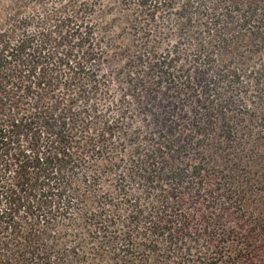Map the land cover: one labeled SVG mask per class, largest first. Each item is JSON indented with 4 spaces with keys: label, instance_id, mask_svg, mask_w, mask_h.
Here are the masks:
<instances>
[{
    "label": "trees",
    "instance_id": "obj_1",
    "mask_svg": "<svg viewBox=\"0 0 264 264\" xmlns=\"http://www.w3.org/2000/svg\"><path fill=\"white\" fill-rule=\"evenodd\" d=\"M112 1L99 27L102 0H0V264L254 263L264 0ZM118 21L110 118L99 47Z\"/></svg>",
    "mask_w": 264,
    "mask_h": 264
},
{
    "label": "rangeland",
    "instance_id": "obj_2",
    "mask_svg": "<svg viewBox=\"0 0 264 264\" xmlns=\"http://www.w3.org/2000/svg\"><path fill=\"white\" fill-rule=\"evenodd\" d=\"M92 2L93 0H87ZM102 3L106 5V8H103V4H97L93 7V10H88L87 15L89 16V21L93 22L99 27L106 25L107 21L112 19L114 16L121 17L120 7L118 4L112 0H102ZM126 24L120 23V21L115 24L109 23L108 28L102 41L100 42L99 50L104 52L103 60L98 66L99 75L105 79V85L102 84L100 91V100L103 105L108 108L111 105V102L116 101L125 91L126 84L122 82L119 77V74L124 66L125 54L121 53L119 50L115 49L112 44V38L118 37L120 41H125L126 39ZM98 32V30H97ZM99 35H101L99 33ZM193 104L192 101L188 104V107H191ZM115 109L108 110L107 114L110 118L115 116ZM135 125H139L138 121L134 122ZM260 243V241H258ZM245 264H264V244L262 245L259 251V257L254 261V263H245Z\"/></svg>",
    "mask_w": 264,
    "mask_h": 264
}]
</instances>
